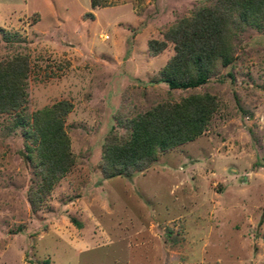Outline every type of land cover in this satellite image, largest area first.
Here are the masks:
<instances>
[{
	"label": "rangeland",
	"instance_id": "obj_1",
	"mask_svg": "<svg viewBox=\"0 0 264 264\" xmlns=\"http://www.w3.org/2000/svg\"><path fill=\"white\" fill-rule=\"evenodd\" d=\"M209 3L0 0V61L28 59L22 113L69 101L74 158L41 192L33 139L0 112V264H264V19L237 29L233 61L205 83L160 80L167 28ZM204 92L216 106L200 134L130 176L104 173V144L131 118Z\"/></svg>",
	"mask_w": 264,
	"mask_h": 264
},
{
	"label": "trees",
	"instance_id": "obj_2",
	"mask_svg": "<svg viewBox=\"0 0 264 264\" xmlns=\"http://www.w3.org/2000/svg\"><path fill=\"white\" fill-rule=\"evenodd\" d=\"M189 15L172 23L165 32L173 43L174 54L165 64L160 80L171 88H194L208 81L218 63L234 59L233 36L250 24L260 27L264 0H208ZM95 4V0H91ZM153 51L166 46L165 40H150ZM25 55L0 61V112L16 111V124L25 137L26 158L41 175L39 190L48 192L73 163L64 115L71 103L59 100L50 106L24 114L28 61ZM216 106L208 92L193 93L176 104H161L131 118L125 136L108 137L102 151V170L108 175L130 176L154 160L158 153L193 139L205 128ZM33 205V200L28 194ZM35 208V205H33ZM43 264H50L44 259Z\"/></svg>",
	"mask_w": 264,
	"mask_h": 264
}]
</instances>
